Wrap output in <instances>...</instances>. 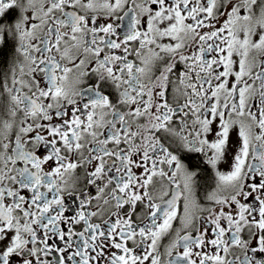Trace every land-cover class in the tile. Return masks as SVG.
<instances>
[{
    "label": "snow or ice",
    "instance_id": "6c2138e0",
    "mask_svg": "<svg viewBox=\"0 0 264 264\" xmlns=\"http://www.w3.org/2000/svg\"><path fill=\"white\" fill-rule=\"evenodd\" d=\"M0 264H264V0H0Z\"/></svg>",
    "mask_w": 264,
    "mask_h": 264
}]
</instances>
